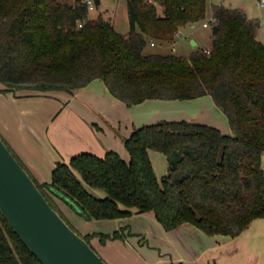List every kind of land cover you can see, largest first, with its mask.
<instances>
[{"label":"trees","instance_id":"1","mask_svg":"<svg viewBox=\"0 0 264 264\" xmlns=\"http://www.w3.org/2000/svg\"><path fill=\"white\" fill-rule=\"evenodd\" d=\"M207 2L127 0L130 31L124 35L101 15L90 18L81 0H0V82L6 90L71 91L99 78L129 106L210 94L233 131L185 119L160 120L136 127L125 138L129 160L115 150L103 157L81 152L58 162L51 181L44 183L3 137L68 223L60 202L86 221L127 217L135 208L154 211L166 230L191 223L208 235L232 237L264 217L260 20L238 7L214 5L217 22L209 53L202 48L188 56L144 53L150 38L173 40L181 26L204 20ZM149 149L167 156L169 169L162 177ZM77 232L91 244L96 236L102 244L125 238L122 229ZM0 264H43L1 211Z\"/></svg>","mask_w":264,"mask_h":264},{"label":"crops","instance_id":"2","mask_svg":"<svg viewBox=\"0 0 264 264\" xmlns=\"http://www.w3.org/2000/svg\"><path fill=\"white\" fill-rule=\"evenodd\" d=\"M241 9L247 13L246 9ZM108 20L115 26L113 18ZM182 27L183 26H181V28ZM257 35L259 38V32ZM197 44L198 41L196 40V45ZM5 88L7 87L2 86L0 82V90ZM177 100L179 99H148L144 102L129 106L122 100L113 96L104 82L99 78L94 79L84 87L71 91L56 90L22 93L20 90H8L0 92V134L24 161L33 176L39 182L44 183L51 181L52 171L58 162H69L73 155L81 152L88 151L103 157L108 150H115L124 159L129 160L130 154L125 146V138L129 137L136 127L160 120L185 119L216 126L224 133H233L232 130L221 125L220 122L222 121V117H225V113L216 105L210 94L194 99L183 100L189 103H199L200 105L198 109H195V111L190 113L191 115H187L186 117H181L182 115H179V117L169 119L163 117L166 116V113H163L164 111L162 109L159 110L154 108L156 106L160 107L161 105L166 106L167 103ZM143 106L147 107L150 114L159 113V115L156 117L153 116L150 122L146 123L145 121H141V107ZM132 109H137L136 112L139 113V120L136 119ZM149 155L157 176L162 177L167 174L169 169L167 156L155 149H149ZM157 164L161 166L163 170L161 174H158L156 171ZM164 166H167V168ZM91 189L93 190V188ZM104 195L105 192L102 196ZM60 204L62 210L66 213L70 207L62 202H60ZM145 213L155 217L154 211L139 212L137 209L133 208L131 209L130 216L111 219L110 221L115 220L120 222L122 219ZM94 220L95 219L91 221ZM164 230L167 231L168 234L175 233L178 236L180 235V237L184 235L191 237L197 233H205L191 223L182 224L173 230H166L165 228ZM126 231L125 229L124 232L126 233ZM246 231L247 230L244 232L246 233ZM82 232L86 234L106 231H90L84 227V231ZM141 232L143 233V231ZM203 235L208 237L205 234ZM240 236L241 235L232 237L229 235L216 234L211 238L213 250H228L231 248V244L240 241ZM92 241L100 248L107 250L112 240L107 241L106 244H102L99 237L96 236L92 238ZM141 241H143L141 245H144L146 242V240L144 242V239ZM173 246H178L176 241H174ZM189 246L193 249L195 248L191 245ZM153 248L154 246L151 250L152 253L157 250ZM171 248L172 243H169L166 249H159L153 256L150 255L152 258L146 257V262L148 264H162L165 262L170 263L171 260L173 262L172 264H176L178 262L187 261L186 255L183 253L182 249L178 247H176L178 248L177 254L181 256L173 257L171 253V259H169L168 255H165V253H168L169 250L171 252ZM205 250L206 249H194V257L188 260L190 262L189 264H197V261H201L203 264H220V256L212 255L204 259V256L207 255ZM233 250L234 251L230 253L232 254L231 261L239 263L240 256L234 253L237 248L234 247ZM110 254L112 255V253ZM183 259H185V261H183ZM115 261L117 263L116 259Z\"/></svg>","mask_w":264,"mask_h":264},{"label":"rangeland","instance_id":"3","mask_svg":"<svg viewBox=\"0 0 264 264\" xmlns=\"http://www.w3.org/2000/svg\"><path fill=\"white\" fill-rule=\"evenodd\" d=\"M259 1L260 0H208L207 16L204 20L191 22L186 24L182 28L180 27L173 40L167 41L150 38L147 46L145 47L144 53H158L164 55L177 54L181 56H188L190 55V53L199 48H202L204 50L210 49L212 46L213 26L211 24L209 25V27H204L203 23L204 21L210 20L213 14L214 5H225L228 7H238L246 9L248 16L255 17L260 20L261 27L258 30L259 38L262 42H264V5H261ZM157 7L159 14H163V8L159 4H157ZM100 15L105 19L113 18L115 28L122 34L127 35L129 33L130 22L127 0H101V3L99 5H96L95 9L90 10L89 17L97 18ZM193 40H197L198 44H194ZM151 41H154L156 45H151ZM1 84L2 86H5L3 83ZM6 89L7 88L1 90L3 92V90ZM13 90H20V92L22 93L31 92L30 90L26 89ZM199 107V103H189L188 101L179 99L177 101L167 103L166 106L161 105L160 107L156 106L154 108H157L159 110L162 109L164 111L163 113H166V116L163 117L171 119L179 117V115H182L181 117L191 115L190 113H192ZM136 111L137 109H132V112H134L136 119L139 120V113ZM158 115L159 113L150 114V111L145 106L141 107V121H145L146 123L150 122L152 121L153 116L156 117ZM224 116L225 117H222V121L220 122L221 125L229 130H232L227 115L225 114ZM164 167L167 168V166ZM156 171L158 174H161L163 171L161 169V166H158V164L156 165ZM93 191L99 196H102L104 194L101 189L93 188ZM65 215L69 220V223H71L70 225H72V227H76L77 231L82 234H84L82 232L84 231V227H86L90 231L97 230L113 232L116 229H122L124 232L125 229L127 230L126 233L124 232L125 238L112 240L107 250L104 248H100L95 242L91 240L92 244L98 249L97 251L99 252V254L109 264H148L145 260L147 259L146 257L152 258L153 254H155L156 251H159V249L164 250L163 248L166 249L169 246V243H172L171 250L173 251L170 252L169 250L168 253L165 251V255H168L169 259H171L172 254L173 257L181 256L177 254L178 248H181L183 253L186 255L185 257L187 261L183 259V261L185 262H178L176 264H189L190 262L188 260L191 259V257H194V249H206L205 252L207 255L204 256V259H206L205 257H211L212 255L220 256V264H264V217L254 219L249 227L245 229L247 230L246 233L244 232V230V233L242 232L241 234H239L241 235L240 241L230 245V250L228 249L219 251L213 250V242L211 241V238L216 234L208 235L206 233H203L208 237H205L202 233L194 234L191 237L187 235L180 237V235L178 236L175 233L168 234L167 231H165L162 227L161 223L157 220L156 216L152 217L146 213L122 219L120 222L115 220L108 221L96 219L94 221L88 222L78 213H76L72 208H69L68 211H66ZM141 231H143V233ZM143 239L144 242L145 240L146 242L144 245H141V243L143 242L141 240ZM174 241L177 242L178 246L176 247L178 248L173 246ZM189 245L195 248L193 249ZM153 246V249H157L154 253H152L151 251ZM234 247L237 248L234 253H237L240 256L239 263L231 261L232 254L230 253L234 251ZM109 252L112 253L113 256ZM113 258L117 260V263ZM172 263L173 262L170 260V263L165 262L162 264ZM197 264L203 263L201 261H197Z\"/></svg>","mask_w":264,"mask_h":264},{"label":"water","instance_id":"4","mask_svg":"<svg viewBox=\"0 0 264 264\" xmlns=\"http://www.w3.org/2000/svg\"><path fill=\"white\" fill-rule=\"evenodd\" d=\"M0 211L43 264H109L51 205L1 134Z\"/></svg>","mask_w":264,"mask_h":264},{"label":"built area","instance_id":"5","mask_svg":"<svg viewBox=\"0 0 264 264\" xmlns=\"http://www.w3.org/2000/svg\"><path fill=\"white\" fill-rule=\"evenodd\" d=\"M70 1H76V0H70ZM84 4H86L89 8V10H93L96 8V2L95 0H81ZM261 5H264V0L259 1ZM217 22V18L212 14L211 18L209 21H204L203 26L204 27H209V25L212 24V26ZM151 45H155L154 41H151ZM207 53L210 52V49H205Z\"/></svg>","mask_w":264,"mask_h":264}]
</instances>
